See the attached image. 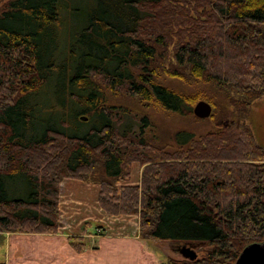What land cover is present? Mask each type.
I'll return each mask as SVG.
<instances>
[{"label":"trees","instance_id":"obj_1","mask_svg":"<svg viewBox=\"0 0 264 264\" xmlns=\"http://www.w3.org/2000/svg\"><path fill=\"white\" fill-rule=\"evenodd\" d=\"M162 75L225 100L209 116L215 130L175 133L186 149L156 146L145 118L107 104L108 91L122 90L191 114L205 96L169 88ZM263 97L264 0H6L0 232H55L59 184L78 179L98 186L105 213L137 216L144 239L203 243L193 259L160 264H234L264 241V147L247 123ZM72 120L91 126L82 132ZM132 162L142 166L140 183L116 185ZM78 240L70 238L80 251Z\"/></svg>","mask_w":264,"mask_h":264},{"label":"rangeland","instance_id":"obj_2","mask_svg":"<svg viewBox=\"0 0 264 264\" xmlns=\"http://www.w3.org/2000/svg\"><path fill=\"white\" fill-rule=\"evenodd\" d=\"M5 1L0 0V7ZM160 81L169 88L185 94L205 96L204 99L200 100L210 103L211 112L225 103L222 95L203 83H188L163 75ZM106 100L109 105L127 108L129 110L128 116L130 117L131 115L132 120L133 117L137 121L145 118L148 122V125L143 128L145 135L152 139L156 146L162 147L167 152H173L177 148L186 149L188 147L187 144L180 147L175 142L174 135L177 131H189L195 137H198L215 130L214 121L210 117L199 118L193 112L180 115L160 107L146 106L143 102L126 96L122 90L108 91ZM227 119L228 116H223V120ZM127 120L131 121L130 118L125 121ZM247 123L251 126L257 143L264 147V97L257 100L252 106ZM70 125L79 128L82 132H85L91 126V124H77L75 120H72ZM65 129L68 132H72V128L68 124ZM141 170L142 166L138 162L130 163L128 168L129 175L122 181L117 182L116 185L139 184ZM79 181V184L73 186L65 184L62 185V188L59 184V226L56 231L52 233L15 232V236L10 237L11 243H16L15 247L14 244L12 246V253L25 256L27 260H32L34 264H41L40 260L43 257L48 262L55 263L62 262L65 264V261H67V264L74 261L79 262L78 258L83 255L86 258L85 262H89V264H160L167 257L188 258L190 252L184 248L193 251L195 257L201 255V251L204 248L201 242L184 245L172 241L144 239L140 235L137 216H113L105 213L97 203L95 191L98 193V186L93 183H84L82 180ZM82 216H86L90 220L75 226L74 222L76 220L78 222L81 221L83 219L81 218ZM81 225L83 229L78 227ZM60 226L63 228H60ZM60 231H63V233ZM1 234L6 236V233L0 232V263L11 264L13 256L12 254L8 256L6 246L1 243V238L3 237ZM71 237H78L80 239L78 241L82 242L83 245L80 251H78L79 247H75L70 241ZM26 243L30 249H34H31V253L34 256L31 253L29 254L30 256L27 255L29 248H27V245L25 247ZM52 249L54 254L47 255L42 253L49 252Z\"/></svg>","mask_w":264,"mask_h":264},{"label":"water","instance_id":"obj_3","mask_svg":"<svg viewBox=\"0 0 264 264\" xmlns=\"http://www.w3.org/2000/svg\"><path fill=\"white\" fill-rule=\"evenodd\" d=\"M193 114L199 118L209 117L211 114V105L207 101H197L192 109ZM190 252L189 259L195 258V253L188 248ZM234 264H264V241L260 243H251L243 248Z\"/></svg>","mask_w":264,"mask_h":264},{"label":"crops","instance_id":"obj_4","mask_svg":"<svg viewBox=\"0 0 264 264\" xmlns=\"http://www.w3.org/2000/svg\"><path fill=\"white\" fill-rule=\"evenodd\" d=\"M79 180H74V179H64V180H62L61 181V183H60V187L62 188V185H65V184H67V185H75V184H79ZM85 183V182H84ZM85 185H87V184H85ZM96 192V194L95 195H97V191H95ZM60 197H61V194H60ZM61 205V204H60ZM60 208H61V206H60ZM62 209V208H61ZM81 218H83L81 221H75L74 223V225L76 226L77 224H79L80 225V223H84V222H86L87 220H90V219H88V217H86V216H82ZM74 226V227H75ZM78 227H80L81 229H83V227H82V225L81 226H78ZM60 228H63V227H61L60 226ZM77 228V227H76ZM61 233H63V231H60ZM76 232H78V233H81L80 231H76ZM87 232H89V231H87ZM1 235H3V237L1 238V243L2 244H4L5 246H6V248H7V252H8V256H9V254H12V260H13V262H11V264H34V262L31 260H27L26 259V257L24 256H19V255H17V254H14V253H12L13 251V249H12V246H13V244H14V247L16 246V243H11V240H10V237H13V236H15V233L13 234V233H11V234H9L8 235V233H6L5 235L6 236H4V234H1ZM64 235H66V234H64ZM42 242H45V241H42ZM135 242V241H134ZM136 243V242H135ZM26 245H27V248H29V252H28V254L27 255H29L31 252H32V250H34V249H30V247L28 246V244L26 243L25 244V247H26ZM136 246V245H135ZM134 250V249H133ZM43 254H47V255H50L51 253L52 254H54V251H53V249L51 250V251H46V252H42ZM58 253H59V251H58ZM57 253V254H58ZM32 254V253H31ZM26 255V256H27ZM33 255V254H32ZM78 255H81V254H78ZM7 256V257H8ZM30 256V255H29ZM28 256V257H29ZM34 256V255H33ZM85 257H84V255L81 257V258H78V261L79 262H76V261H74V262H69L68 264H89V262H85ZM40 263L41 264H63L62 262H57V263H55V262H48L47 260H46V258H42V260H40ZM7 264V263H6ZM65 264H67V261H65ZM126 264H128V263H126Z\"/></svg>","mask_w":264,"mask_h":264}]
</instances>
